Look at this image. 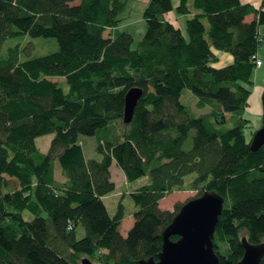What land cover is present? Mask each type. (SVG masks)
<instances>
[{"label": "trees", "instance_id": "1", "mask_svg": "<svg viewBox=\"0 0 264 264\" xmlns=\"http://www.w3.org/2000/svg\"><path fill=\"white\" fill-rule=\"evenodd\" d=\"M131 1L0 0V264L158 260L182 208L161 202L176 192L224 197L215 234L221 264L241 262L244 237L264 243V146L253 150L258 130L249 138L246 115L264 12L247 23L257 10L241 0H149L137 42L120 28ZM173 12L186 17L187 37ZM21 36L56 39L59 50L27 60L30 46L2 51ZM215 50L234 63L215 68ZM133 89L143 96L126 123ZM186 93L210 111L198 116ZM46 135L54 139L44 153L37 140ZM83 136L97 139L101 160L86 158ZM114 163L127 186L148 178L129 191L133 213L120 201L112 214L105 202L116 191ZM128 216L135 223L124 237Z\"/></svg>", "mask_w": 264, "mask_h": 264}, {"label": "rangeland", "instance_id": "2", "mask_svg": "<svg viewBox=\"0 0 264 264\" xmlns=\"http://www.w3.org/2000/svg\"><path fill=\"white\" fill-rule=\"evenodd\" d=\"M79 2L80 0H76V3H79ZM180 2L181 0H174L175 7L179 6ZM148 3H149V0H132L130 4V8H131L130 18L126 20L125 22H123L122 24H120V28L122 30L129 31L134 34L137 42L143 38L145 31H146L144 12L148 6ZM178 16L179 15L176 12H173L170 15L171 18L178 17ZM180 17L181 18L179 19L178 25L182 29L183 34L187 37L188 36L187 30H186V20L187 19L182 16ZM263 26L264 25H262L261 27ZM109 33L111 32L107 31L106 36H109ZM17 45H21V47L30 46L28 53L23 54V56L21 57V60H27V59L49 55L59 50V44L56 39H52V38L32 39L28 36H21L15 39L8 40L7 43L4 45L2 51L6 53L10 47H14ZM215 52L220 57L219 62L212 64L215 68H218V69L224 68L234 63V58L232 54L217 51V50H215ZM261 53L264 55V44L259 51V56L261 55ZM258 60H260L259 57H258ZM258 68H256L255 77H254L256 87L254 88L253 95L251 97L250 107L247 109V113H246L247 117L252 122L251 128L247 132V135H249V138H251L254 131H257L260 129V127L263 124V119H264L263 116L260 115L259 113V110L261 111V106L259 108V105H260L259 98L257 102V97H258L257 93L259 92L261 87H264V68L260 71ZM54 81L63 82L62 79H55ZM63 87L65 88V90H68V86L66 84L63 85ZM183 98H184L185 104L190 105L198 116L208 113L210 111V109H206V110L198 109L196 107L197 98L192 93H186ZM53 139H54L53 135H46L44 137L39 138L37 140V145L39 149L42 152L47 153ZM81 142L83 144L85 156L87 159H98V160L102 159V157L97 152L98 144H97V139L95 137L83 136L81 137ZM56 168H57V171H56L57 177L60 180L59 177L60 175H62V170H61V166L58 160L56 161ZM195 177L196 175L193 174L187 178V181L191 182L194 180ZM114 179L117 183V186H116L117 190L113 194L108 196L107 199L105 200L110 212L113 214L119 202L123 201L127 208V212L133 213L136 207H135L134 201L130 197L129 191L137 189L144 184H147L148 178L144 177L140 179L139 181L133 184H130V186H126L127 181H126V177L123 174L122 170L120 168L119 169L114 168ZM197 195H198L197 192H176L161 202V208L163 210L176 211L178 206L180 207L183 206L188 201L196 198ZM129 219L126 220V224L122 228V232L126 236L130 230L128 229V226H127Z\"/></svg>", "mask_w": 264, "mask_h": 264}, {"label": "water", "instance_id": "3", "mask_svg": "<svg viewBox=\"0 0 264 264\" xmlns=\"http://www.w3.org/2000/svg\"><path fill=\"white\" fill-rule=\"evenodd\" d=\"M142 96L143 92L139 89H133L127 94L124 118L126 123L132 122ZM263 146L264 126L257 131L252 148L257 152ZM224 204V197L214 191H208L188 201L163 232V250L158 260L151 258L142 260L139 264H221L215 250V234ZM174 236L178 237L176 241L171 239ZM242 244L245 255L238 264H262L264 243L253 245L244 237ZM83 264L93 263L86 259Z\"/></svg>", "mask_w": 264, "mask_h": 264}, {"label": "crops", "instance_id": "4", "mask_svg": "<svg viewBox=\"0 0 264 264\" xmlns=\"http://www.w3.org/2000/svg\"><path fill=\"white\" fill-rule=\"evenodd\" d=\"M241 2H242L243 4H250V5L254 6L255 9L257 10V14H254V15L248 16V17L246 18V22H247V23H251V22L256 21V20L259 18V15H260L261 11L264 12L263 0H241ZM182 17H184V16H182ZM180 18H181L180 16H178V17H173V18H172V21H174L175 23L178 24ZM185 18H186V17H185ZM259 36H260V38H264V26H263V27L260 26V28H259ZM258 57H259L260 61L262 62V66H261L260 68H258L259 71H260V70H262V69L264 68V55L261 53L260 56H259V54H258ZM255 87H256V84H255ZM257 94H258L257 102H258V98H259V101H260V102H259V104H260L259 107L261 106V111L259 110V113H260V115L263 116V114H264V109H263L264 87H261L260 90H259V92H258ZM114 168L119 169V168L115 165V163L113 164V166H112V168H111V172H112V178H113V181L115 182V184H116V186H117V183H116V181H115V179H114ZM126 186H127V184H126ZM124 187H125V186H124ZM116 190H117V188H116ZM106 199H107V198H106ZM129 218H130V219H129ZM127 219H129V221H128V225H127V226H128V229L131 230V228L133 227V225H134V223H135L134 217H133V216H130V217H128ZM127 219H125V221L123 222V225H122V227H121V233H122V235H123L124 237H126V235L122 232V228H123L124 225L126 224V220H127ZM131 223H132V225H131ZM130 230H129V231H130Z\"/></svg>", "mask_w": 264, "mask_h": 264}, {"label": "built area", "instance_id": "5", "mask_svg": "<svg viewBox=\"0 0 264 264\" xmlns=\"http://www.w3.org/2000/svg\"><path fill=\"white\" fill-rule=\"evenodd\" d=\"M261 42L264 43V38H260ZM262 66V62L260 60H258L257 62V67H261Z\"/></svg>", "mask_w": 264, "mask_h": 264}, {"label": "bare ground", "instance_id": "6", "mask_svg": "<svg viewBox=\"0 0 264 264\" xmlns=\"http://www.w3.org/2000/svg\"><path fill=\"white\" fill-rule=\"evenodd\" d=\"M253 104V103H252ZM260 108V107H259ZM259 110V109H258Z\"/></svg>", "mask_w": 264, "mask_h": 264}]
</instances>
